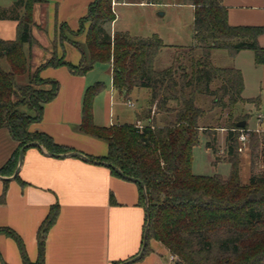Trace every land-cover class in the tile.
<instances>
[{
	"label": "trees",
	"instance_id": "trees-1",
	"mask_svg": "<svg viewBox=\"0 0 264 264\" xmlns=\"http://www.w3.org/2000/svg\"><path fill=\"white\" fill-rule=\"evenodd\" d=\"M46 1L16 0L10 7L0 6V20L18 21L15 39L0 38V128H7L18 143L14 154L0 168V175L14 174L19 151L30 142L36 141L53 153L70 151L51 135L30 128L42 120L45 104L60 88L58 81L40 76L42 67L67 64L72 73L83 75L98 62L110 64L112 85L125 97L135 88L149 90V103L137 116L145 124H95L94 100L106 88L104 82L98 81L84 93L80 130L107 142L106 156H89L91 159L109 162L124 175L144 183V187L140 185V202L146 204L144 191L148 201L144 233L148 222L149 225L143 255L151 251V242L156 240L168 249L173 257L171 264H264V170L258 172L255 166L264 137L260 144L258 132L250 130L247 123L238 126L249 115L217 126L227 131L225 159L231 165L228 177L195 174L192 169L194 147L200 134L208 130L200 125L207 112L198 103L201 95L211 97L212 109L221 112L232 111L240 103H260L259 98L243 97L242 71L214 65L212 52L225 49L234 57L243 50H251L255 65L264 64V46L258 40L264 26L231 25L222 0H183L194 6V43L171 46L176 49L171 65L157 69L156 58L168 47L162 38L156 33L142 37L128 31H115L112 35L106 25L116 17L114 0H94L78 29V33L85 32V42H73L82 52L80 63L72 65L63 56L52 57L32 71L31 56L26 54L24 44L36 42L32 34L33 8ZM180 50L187 53L186 58ZM3 60L9 70L2 67ZM19 77H26L27 81L19 83ZM159 114L164 115L163 121L158 120ZM241 133L248 134L247 143L256 141L250 153L251 174L247 183L241 180ZM208 136L206 147L212 150L216 164L220 161L216 139ZM112 172L120 175L114 169ZM58 213L59 205H52L39 228V254L35 262L28 258L14 230L0 228V232L18 243L23 264H45L46 236ZM144 240L143 234L142 246Z\"/></svg>",
	"mask_w": 264,
	"mask_h": 264
},
{
	"label": "crops",
	"instance_id": "crops-1",
	"mask_svg": "<svg viewBox=\"0 0 264 264\" xmlns=\"http://www.w3.org/2000/svg\"><path fill=\"white\" fill-rule=\"evenodd\" d=\"M15 1L0 0V6L10 7ZM93 1L47 0L45 3L34 5L35 25L32 34L36 42L33 45L24 44L26 54L31 56L32 71L45 65L53 53L63 56L66 62L72 65L80 63L81 50L72 41L58 36L62 29L68 33L77 32L81 18L87 15L89 5ZM160 2L162 0H154V3H148L146 0H115L113 8L116 17L106 25L107 31L112 35L115 31L130 32L127 26H121L119 23L124 13L122 11L119 14L118 7L146 6ZM222 3L228 9V21L231 25L264 26V0H222ZM177 4L191 7L194 20L192 4L183 0ZM17 33L18 21L0 20V38L15 39ZM85 38L84 32L72 37L80 44H84ZM258 40L264 46V33ZM193 43L194 40L189 45ZM248 51L251 50H243L234 56L232 66H219L235 67L242 71L245 98H249L245 96V69L240 63L243 58L240 61L238 59ZM247 55L244 57L248 61ZM252 57L254 63L253 52ZM108 66L109 81L104 82L106 88L96 96L93 104L95 124H142L137 117L142 109L136 112L135 121H130L129 114H126L124 109L128 102L133 104L132 107L135 106L131 95L138 88H135L129 97L114 89L111 65ZM256 66L263 67L264 64ZM92 69L83 75H77L72 73L67 64L42 67L40 76L43 79L58 81L60 88L57 95L45 104L42 120L33 123L30 128L32 131L51 135L57 144L68 147L70 151L101 158L107 154V142L80 130L84 93L94 80H99L97 77L88 78ZM149 95L150 93L148 98ZM157 118L163 121L164 115L159 114ZM246 123L248 124V120ZM248 127L250 130H258L251 128L249 124ZM17 147L18 143L11 137L9 130L0 128V168L6 164ZM11 176L0 175V228H11L20 236L32 262L38 259L39 228L55 204L59 205V213L46 236L45 264H120L140 252L146 204L140 202L138 182L116 175L110 167L92 160L79 156H51L45 148L37 146L25 150L18 178ZM172 259L168 249L153 240L151 251L129 264H171ZM0 264H23L18 243L4 232H0Z\"/></svg>",
	"mask_w": 264,
	"mask_h": 264
},
{
	"label": "rangeland",
	"instance_id": "rangeland-1",
	"mask_svg": "<svg viewBox=\"0 0 264 264\" xmlns=\"http://www.w3.org/2000/svg\"><path fill=\"white\" fill-rule=\"evenodd\" d=\"M181 0H162L160 3L140 6V5H129L125 7H118L119 14L122 13L119 21L121 26H127L133 35L150 36L153 33H158L166 44H182L189 45L193 42V12L189 6H181L177 3ZM24 12V11H23ZM163 13V15H162ZM88 23L86 24V28ZM85 33V32H84ZM75 34H79L78 31L74 33H68L62 29L59 33L58 38L65 37L66 39L75 42L72 37ZM77 42V41H76ZM183 57H187V53H183L180 50ZM176 49L172 47H166L163 50L156 61V68L162 69L171 65L175 56ZM248 54L247 57H244ZM239 57L241 65L245 69L246 77V89L245 96L249 98H259L260 103L246 102L238 104L234 110H225L221 112L218 108L212 109V98L206 95L199 97L198 103L207 112L200 119V125L205 126L208 130L206 133H201L199 137V143L194 147L193 150V172L201 175H215L220 174L223 177H228L231 171V165L225 159V135L227 131H223L222 127L228 122H233L236 119H243L249 115L248 124L253 129H258L256 132L260 134L261 139L259 141L262 144V138L264 137V121L258 120V115L264 114V66L259 67L253 63L252 51L244 53ZM52 57L60 58L57 54L53 53ZM51 57V58H52ZM213 62L216 66H232L234 64V57L225 49H216L213 52ZM2 67L5 70H9V65L6 61H2ZM107 63H96L92 69V73H89L88 78L92 79L97 77L100 81L108 83L109 72ZM98 80V81H99ZM24 77H19V83H25ZM95 83V80L92 84ZM45 88H49V85H44ZM148 89L138 88L135 89L131 95L134 102V107H124L126 114H129L130 121H135L136 112L143 107H147L149 103ZM142 111V110H141ZM152 112V116H153ZM145 124V122H142ZM255 131V130H253ZM210 138H215V146L217 148V155L220 157L218 163H214L216 157L214 156L211 149L206 147V143ZM255 142L246 143L243 147L242 152L239 153L240 157V169H241V180L243 183L249 181L251 174L250 166V153ZM260 160L256 163V171L260 172L264 170V140L263 145L260 147Z\"/></svg>",
	"mask_w": 264,
	"mask_h": 264
},
{
	"label": "water",
	"instance_id": "water-1",
	"mask_svg": "<svg viewBox=\"0 0 264 264\" xmlns=\"http://www.w3.org/2000/svg\"><path fill=\"white\" fill-rule=\"evenodd\" d=\"M246 124V121H241L238 123V126H244ZM32 146H37V147H41V148H45L43 145L39 144L38 142L36 141H33V142H30L26 145H24L20 151H19V159H18V165L15 169V172L14 174L11 176V178H15L18 173L20 172V168L23 164V161H24V152L25 150L28 148V147H32ZM46 149V148H45ZM47 153L51 156H79V157H82L86 160H92L93 162H96V163H99V164H103L105 166H108L112 169H114L118 174H120L121 176L125 177V178H128L132 181H135V182H138L142 187H144V183L142 181H140L139 179L137 178H134V177H130V176H127V175H124L123 172L116 166L112 165L111 163L109 162H106V161H101V160H94V159H91L89 156L85 155V154H82L80 152H75V151H70V152H65V153H53V152H50L46 149ZM144 195H145V198H146V210L148 208V201H147V197H146V193L144 191ZM148 225H149V222L147 224V228L145 229V233H144V243H143V246L141 247V250L140 252L138 253L137 256H135L134 258L130 259V260H127V261H124L120 264H129L130 262L134 261V260H138L139 258H141L144 254V249H145V242H146V239H147V236H148Z\"/></svg>",
	"mask_w": 264,
	"mask_h": 264
},
{
	"label": "built area",
	"instance_id": "built-area-1",
	"mask_svg": "<svg viewBox=\"0 0 264 264\" xmlns=\"http://www.w3.org/2000/svg\"><path fill=\"white\" fill-rule=\"evenodd\" d=\"M114 4H115V0H114V2H113V6H114ZM113 11H114V8H113ZM115 13V12H114ZM128 105H130V106H132L133 104L131 103V102H128ZM258 120L259 121H264V114H259L258 115ZM139 124V126H141V123H138ZM239 140H240V143H241V145H242V147H241V149L240 150H243V147H244V145L247 143V141H248V134H246V133H241L240 134V136H239ZM173 258V257H172Z\"/></svg>",
	"mask_w": 264,
	"mask_h": 264
}]
</instances>
